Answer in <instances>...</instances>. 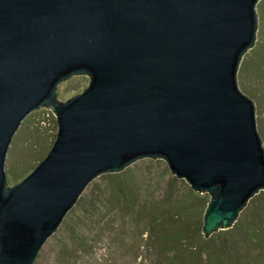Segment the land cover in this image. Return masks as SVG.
I'll return each mask as SVG.
<instances>
[{
	"label": "water",
	"instance_id": "1",
	"mask_svg": "<svg viewBox=\"0 0 264 264\" xmlns=\"http://www.w3.org/2000/svg\"><path fill=\"white\" fill-rule=\"evenodd\" d=\"M259 32L260 0H0V264H36L96 178L145 158L210 194L206 238L232 228L264 191L258 98L243 86ZM76 75L89 88L61 103ZM45 106L54 146L11 185L13 139Z\"/></svg>",
	"mask_w": 264,
	"mask_h": 264
},
{
	"label": "rangeland",
	"instance_id": "2",
	"mask_svg": "<svg viewBox=\"0 0 264 264\" xmlns=\"http://www.w3.org/2000/svg\"><path fill=\"white\" fill-rule=\"evenodd\" d=\"M260 30L264 50V0H260ZM258 45L256 42L248 57H243V86L257 95L264 133V71L259 64L260 55L254 52ZM90 83L88 75L73 76L59 85L56 99L66 103L84 93ZM54 112L51 106L34 110L16 133L15 137L19 136L12 142L6 161L11 185L26 179L52 150L59 131ZM122 172L124 198L120 197L118 184H111L103 175L96 178L80 197L84 208L79 209L76 204L68 213L60 231L43 246L37 264H140L142 257H146L144 264L159 261L155 248L152 253L144 252L143 234L152 225L147 213L157 214L152 212L153 206L165 201L164 207H169L168 200L187 197L192 188L173 175L163 159H140ZM12 177L17 182L13 183ZM198 194L210 197L209 193ZM144 209L152 213H143ZM172 254L169 251L167 257Z\"/></svg>",
	"mask_w": 264,
	"mask_h": 264
},
{
	"label": "trees",
	"instance_id": "3",
	"mask_svg": "<svg viewBox=\"0 0 264 264\" xmlns=\"http://www.w3.org/2000/svg\"><path fill=\"white\" fill-rule=\"evenodd\" d=\"M259 33V36H263V30ZM262 43L260 39L254 52L260 55L259 64L264 71ZM122 176L123 172L103 175L111 184L119 185L120 197L124 198ZM16 180L12 177L13 183ZM192 190L187 197L168 200L169 207H164L165 201H162V206H153L152 212H158L157 214L143 210V213H152H147L151 216L152 225L143 234L146 235L144 252L152 253L155 248L158 253L159 261L151 264H264V191L249 202L232 228L206 238L203 232L206 211L202 208L207 209L211 197H201ZM84 204L81 198L77 208H84ZM169 251L173 254L167 257ZM145 258L142 257L140 264H144Z\"/></svg>",
	"mask_w": 264,
	"mask_h": 264
}]
</instances>
